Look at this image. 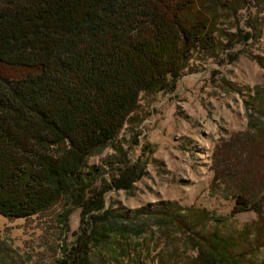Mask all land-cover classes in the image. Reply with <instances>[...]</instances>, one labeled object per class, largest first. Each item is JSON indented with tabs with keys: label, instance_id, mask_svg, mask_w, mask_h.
Returning <instances> with one entry per match:
<instances>
[{
	"label": "trees",
	"instance_id": "16d2710c",
	"mask_svg": "<svg viewBox=\"0 0 264 264\" xmlns=\"http://www.w3.org/2000/svg\"><path fill=\"white\" fill-rule=\"evenodd\" d=\"M240 1L0 0V215L26 218L68 201L79 208L78 225L69 241L60 239L56 264H92L90 249L116 231L106 192L129 190L153 151L144 142L129 157L124 139L115 141L119 131L126 124L137 146L140 95L173 92L192 51L211 55L233 46L235 33L216 26V12L234 13ZM110 142L113 154L102 159L108 177L94 183L101 164L86 159ZM261 148L260 140L252 153ZM240 181L230 214L250 208L264 220L259 199ZM141 210L162 226L192 231L198 240L190 239L197 252L190 264L235 258L230 241L198 230L222 220L205 208L166 202ZM69 211L56 215L63 228Z\"/></svg>",
	"mask_w": 264,
	"mask_h": 264
},
{
	"label": "rangeland",
	"instance_id": "374dc122",
	"mask_svg": "<svg viewBox=\"0 0 264 264\" xmlns=\"http://www.w3.org/2000/svg\"><path fill=\"white\" fill-rule=\"evenodd\" d=\"M238 6L234 13L231 8L216 12V26L235 33L233 46L219 47L211 55L192 51L173 92L140 95L137 146L130 143L126 124L119 131L115 141L124 139L120 144L129 157L137 156L144 142L153 151L129 190L106 192L104 203L116 231L90 249L92 264H190L197 253L190 243L192 231L162 226L152 212L141 210L166 202L205 208L222 217L198 227L232 243L229 255L235 258L221 264H264V220L250 208L230 214L240 179L264 210V149L252 153L260 140L264 145V0H241ZM243 32L250 38L244 40ZM217 33L214 38L224 43ZM113 150L110 142L86 159L88 166L101 164L94 183L108 177L102 159ZM220 150L226 154L222 162V153L216 154ZM68 207L63 228L56 215ZM78 212L61 199L26 218L0 215V264H56L59 241L71 239Z\"/></svg>",
	"mask_w": 264,
	"mask_h": 264
}]
</instances>
